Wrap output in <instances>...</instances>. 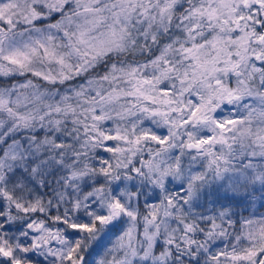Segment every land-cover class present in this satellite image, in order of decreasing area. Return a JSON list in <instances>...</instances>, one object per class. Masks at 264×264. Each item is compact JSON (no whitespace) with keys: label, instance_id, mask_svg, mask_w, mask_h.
<instances>
[{"label":"snow or ice","instance_id":"obj_1","mask_svg":"<svg viewBox=\"0 0 264 264\" xmlns=\"http://www.w3.org/2000/svg\"><path fill=\"white\" fill-rule=\"evenodd\" d=\"M0 264H264V0H0Z\"/></svg>","mask_w":264,"mask_h":264}]
</instances>
